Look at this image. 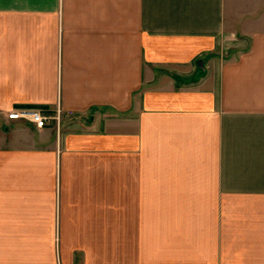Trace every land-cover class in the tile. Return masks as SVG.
<instances>
[{"label": "crops", "instance_id": "obj_1", "mask_svg": "<svg viewBox=\"0 0 264 264\" xmlns=\"http://www.w3.org/2000/svg\"><path fill=\"white\" fill-rule=\"evenodd\" d=\"M0 264H264V0H0Z\"/></svg>", "mask_w": 264, "mask_h": 264}, {"label": "built area", "instance_id": "obj_2", "mask_svg": "<svg viewBox=\"0 0 264 264\" xmlns=\"http://www.w3.org/2000/svg\"><path fill=\"white\" fill-rule=\"evenodd\" d=\"M61 111L59 109L55 110L53 113L51 111L34 108H20L11 110L7 118L14 122H27L34 125L38 129L45 128L48 124H54L57 128L60 126L61 122Z\"/></svg>", "mask_w": 264, "mask_h": 264}, {"label": "trees", "instance_id": "obj_3", "mask_svg": "<svg viewBox=\"0 0 264 264\" xmlns=\"http://www.w3.org/2000/svg\"><path fill=\"white\" fill-rule=\"evenodd\" d=\"M41 109H45V110H48V111H50L49 109H46L45 107H41Z\"/></svg>", "mask_w": 264, "mask_h": 264}]
</instances>
